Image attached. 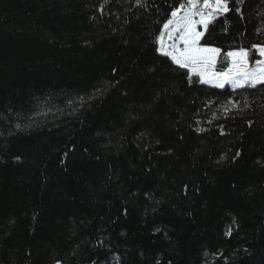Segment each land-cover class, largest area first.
I'll return each instance as SVG.
<instances>
[{
	"label": "trees",
	"instance_id": "obj_1",
	"mask_svg": "<svg viewBox=\"0 0 264 264\" xmlns=\"http://www.w3.org/2000/svg\"><path fill=\"white\" fill-rule=\"evenodd\" d=\"M181 2L0 0V264H264V85L161 55ZM229 7L218 72L264 46V0Z\"/></svg>",
	"mask_w": 264,
	"mask_h": 264
},
{
	"label": "snow or ice",
	"instance_id": "obj_2",
	"mask_svg": "<svg viewBox=\"0 0 264 264\" xmlns=\"http://www.w3.org/2000/svg\"><path fill=\"white\" fill-rule=\"evenodd\" d=\"M104 2L107 4L108 0H104ZM243 2L244 0H235L236 5ZM146 3L147 0H135L137 7H143ZM231 10L233 9L229 7V0H184L170 12V18L163 24V29L156 38V43L159 44L157 51L161 55L169 57L179 68L187 69L189 73L200 76L202 83H210L212 80H216L217 86L221 88L224 87L225 82L229 81L233 87H242L247 84L254 88L257 85H264V67L249 70L248 52L244 49L226 53L227 57L232 58V63L226 71L211 74L208 72V69L215 65L221 49L200 46L199 41L204 36V31H198L197 25H201L206 31L210 23ZM234 10L236 12L241 11L239 7H235ZM100 11L103 13V6H101ZM195 17L199 19H195ZM253 47L258 46L253 45ZM259 54L264 56V47H259ZM256 63L260 65L264 64V61H256ZM217 77L221 79L217 80ZM188 79L191 82V75L188 76ZM78 102L83 106L86 100L84 97H80ZM73 103L72 100L68 101L69 105ZM228 105H231V108ZM228 105L222 106L225 114L230 112L232 108H239L240 102L229 100ZM244 106L248 107L249 105L245 102ZM214 118L216 117L214 116ZM20 127V124L16 125V128L19 129ZM203 130L201 128L196 129L198 132ZM221 134H224L223 131ZM239 155L240 153L237 152L236 156ZM231 232L232 229L229 228L226 235H231ZM56 264H61V262L58 260Z\"/></svg>",
	"mask_w": 264,
	"mask_h": 264
},
{
	"label": "rangeland",
	"instance_id": "obj_3",
	"mask_svg": "<svg viewBox=\"0 0 264 264\" xmlns=\"http://www.w3.org/2000/svg\"><path fill=\"white\" fill-rule=\"evenodd\" d=\"M205 11H208V10H205ZM181 14H183V12H181ZM195 19H199L198 17H195ZM163 28V27H162ZM162 30V29H161ZM197 30L198 31H204V29H203V27L201 26V25H197ZM160 35V34H159ZM165 39H167V37H165ZM169 43H170V41H169ZM199 45H200V43H199ZM200 46H202V45H200ZM158 47H159V44H158ZM202 47H208V46H202ZM259 47H264V46H258V47H256V48H253V52L251 53V55L249 56L248 55V57H247V62H248V68H249V70H255V69H257L258 67H264V64H260V65H258L257 63H256V61H264V56H261L260 54H259ZM239 51V50H238ZM229 60H230V63H229V66H230V64L232 63V58H229ZM228 66V67H229ZM228 68H226L224 71H226ZM224 71H222V72H224ZM208 72H209V74H211V73H221V72H218V71H216L215 70V65H213V66H211L209 69H208ZM192 74V73H191ZM192 75H194V76H197L200 80H201V77L200 76H198V75H195V74H192ZM218 79H221V78H219V77H217V80ZM204 84H207V85H210V86H215V87H218L217 86V82H216V80H212V82H210V83H204ZM225 85H228V86H230L231 88H238V87H233V85H232V83L229 81V82H225L224 83V86ZM247 84H245L244 86H246ZM218 88H221V87H218Z\"/></svg>",
	"mask_w": 264,
	"mask_h": 264
},
{
	"label": "crops",
	"instance_id": "obj_4",
	"mask_svg": "<svg viewBox=\"0 0 264 264\" xmlns=\"http://www.w3.org/2000/svg\"><path fill=\"white\" fill-rule=\"evenodd\" d=\"M210 86V85H209Z\"/></svg>",
	"mask_w": 264,
	"mask_h": 264
}]
</instances>
